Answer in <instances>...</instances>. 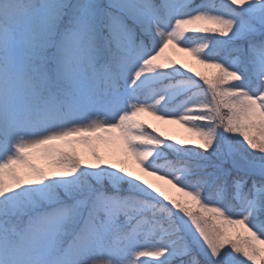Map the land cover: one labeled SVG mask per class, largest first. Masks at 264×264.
Instances as JSON below:
<instances>
[{
  "label": "snow or ice",
  "instance_id": "6c2138e0",
  "mask_svg": "<svg viewBox=\"0 0 264 264\" xmlns=\"http://www.w3.org/2000/svg\"><path fill=\"white\" fill-rule=\"evenodd\" d=\"M0 264H264V0H0Z\"/></svg>",
  "mask_w": 264,
  "mask_h": 264
},
{
  "label": "rangeland",
  "instance_id": "374dc122",
  "mask_svg": "<svg viewBox=\"0 0 264 264\" xmlns=\"http://www.w3.org/2000/svg\"><path fill=\"white\" fill-rule=\"evenodd\" d=\"M171 54L177 59L185 60V62L189 63V66H191V67H195L198 70H203L201 68V66L196 65L195 62L192 61L191 58L188 57L186 54L179 53L177 51H172ZM146 118L149 120V122H152V123L156 124L157 126H159L163 131H165L166 134L176 135L179 138H188L191 135L190 133H187L184 129H182L180 127V125H178V124H165V123L160 122V121H155L151 117H146Z\"/></svg>",
  "mask_w": 264,
  "mask_h": 264
},
{
  "label": "trees",
  "instance_id": "16d2710c",
  "mask_svg": "<svg viewBox=\"0 0 264 264\" xmlns=\"http://www.w3.org/2000/svg\"><path fill=\"white\" fill-rule=\"evenodd\" d=\"M222 55H225V56H226V55H227V52H226V51H225V52H223V53H222Z\"/></svg>",
  "mask_w": 264,
  "mask_h": 264
}]
</instances>
